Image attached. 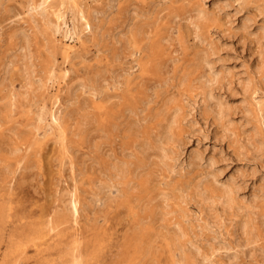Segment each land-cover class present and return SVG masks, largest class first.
<instances>
[{"label":"rangeland","instance_id":"rangeland-1","mask_svg":"<svg viewBox=\"0 0 264 264\" xmlns=\"http://www.w3.org/2000/svg\"><path fill=\"white\" fill-rule=\"evenodd\" d=\"M76 1L52 33L58 0H0V264H43L46 221L71 195L85 241L102 239L94 264H264V0Z\"/></svg>","mask_w":264,"mask_h":264},{"label":"bare ground","instance_id":"bare-ground-1","mask_svg":"<svg viewBox=\"0 0 264 264\" xmlns=\"http://www.w3.org/2000/svg\"><path fill=\"white\" fill-rule=\"evenodd\" d=\"M37 1L38 2H36V4H34V7H39V3L42 0H37ZM63 4L66 5L65 6L66 8H69L70 6H72V7H77L78 6V2L76 0H58V4H57L58 5V8L54 12L53 28L51 27L52 28V33L59 32L60 29H61L60 23H59L58 20L62 16V14H61V7L63 6ZM45 10H46V8H43L41 12H44L45 13L46 12ZM204 10L203 9H197L196 10V14H197L196 16L199 17V18L202 17V16H204L205 15V11ZM78 13H79L78 20L81 21L82 18H83V14H81V10L79 8H78ZM248 20H250V18L248 16H244L243 22L248 21ZM49 23H51V22H49ZM86 23H87V21H81V25L82 26H85ZM245 23H247V22H245ZM261 28H262V26H261ZM139 31H140V29H139ZM73 33H74V31H72L70 34H73ZM263 33H264V31H263ZM70 37L73 38L72 35H70ZM262 37H264V36H262ZM63 45H64L63 46V53L65 54L64 56L69 57L68 55H70V52L73 50V45L72 44H69V43H64ZM210 59H208L205 56V54L204 55H200L199 56V59H198L200 68H203L204 66H208V68L210 69L212 67L211 62L209 61ZM8 61H10V60H8ZM10 62H8V63H10ZM255 66H256L255 68L257 70V73L260 72L264 68V51L261 52L258 55V62H257V64ZM263 71H264V69H263ZM201 75L202 74L199 73V76H197V77H201ZM261 77L264 78V76H261ZM216 78H217L216 76L213 77L212 78L213 81L216 82ZM245 82L246 83H245L244 88L247 87L249 81L248 82L245 81ZM212 90H211V88H208V89H205V91H204V94H203L204 99L203 100L205 101V105H206L205 107H207V108H209V110L213 111L215 113V116H216L217 119H220V120L224 119L225 120L227 118L226 115H228V114H226L227 107L224 105L225 103L223 102V99H221V97H215L214 96L215 94L212 92ZM247 111H249V110L247 109ZM177 112L178 111L176 110V112L173 115L170 114L172 116L170 117V120H169V123H168V126H167L166 137H169V138H172L173 137V128L176 125V123L178 122ZM246 115H247V113H246ZM50 117H51V120H52L55 117V114H53V112H52L50 114ZM40 118H41V114L38 115V119H40ZM38 119H37V121H38ZM218 122H220V121H218ZM226 122L227 121L225 120L223 123L227 126ZM229 131L231 132L230 129H229ZM157 138H158V136H157ZM163 138H165V137H163ZM159 141L160 140H158V142ZM173 142H174V140H173ZM162 143H164V142H162ZM258 145H260V144H258ZM160 147H162V146L160 145ZM160 147H159V149H160ZM15 149H17V148H15ZM167 150H169V149H167ZM160 151H161V149H160ZM162 151H163L162 153H164L165 152V148ZM162 155L164 156V154H162ZM196 159H199V158H196ZM198 161H201V160H198ZM211 161H210V163L213 164V162H211ZM129 164H130V162H129ZM211 167H212V165H211ZM114 171H115L116 176L118 175L120 178H125L126 175L128 174L127 173V171H128L127 170V163L120 162V163L115 164L114 165ZM211 172H208V173L206 172V174L204 175V177H207V176L211 175L212 176V182H215V179H216L215 178V175L212 174ZM223 184H224L223 185L224 186L223 187V193H222V195L220 197L221 198V202L226 207H229L230 208V207H233L234 206V207H236V211L239 210L240 209L239 208V205H235L236 198H237L236 196H238V195H236V190H238L237 189L238 187L234 186L236 183L234 184L232 178L228 177V179L226 181H224ZM195 187H196V185H195ZM198 193H200V195H202L204 199L205 198H206V200L207 199H210V196L208 194H206V190H204V189L199 190ZM251 196H252L251 198H253L251 200H254V198L257 197L255 194H251ZM77 208L78 207H77V204H76V199H75L74 196L71 195L69 197V200H68V205L66 207L62 208L61 210H58L57 212L53 213V215H51L49 217V219L46 221V224H45V230L46 231H45V234L44 235H47V234H49V235H48V237H47V239H46V241L44 243L45 244L44 247H42V248H40L38 250V252L41 253V259H42L41 261H44L43 264H51L50 261H47V260H49L47 258V256L50 255L49 254V251H48V250H50V248L57 249V251H58V258H59L58 261L60 262L58 264H94V262H97V261H95V256L97 255V248H99V244H102V243H100L102 239H100V242H98L97 239L85 241V238L83 237V231L78 230V228H77V226H78V216H79V213H78V209ZM2 219H3V217L0 216V222L2 221ZM0 226H1V223H0ZM250 228H251L250 221L243 218V220H242V222L240 224V229H241L240 232H242V233H247L248 232L250 234V232H251ZM67 229H72L73 231H72V233H70L69 238L65 240V239L62 238L63 237L62 232L65 231V230H67ZM146 230L147 229H145V228L141 229L142 233H145ZM248 236L246 235V237L244 239V245L245 246L248 245L252 241L251 238L248 237ZM239 245L242 246L243 244L242 245L239 244ZM89 246H91V248L88 250V247ZM195 249H193L194 250V254L197 253L195 251ZM43 252H45V254ZM10 253H11V250L10 251L7 250L5 252V254L3 256L4 260L8 256L11 255ZM260 253L261 254L262 253L264 254V252H260ZM234 256L235 255H233V258H234ZM206 258L207 257H203L202 259L204 260ZM92 260H94V262ZM55 264H56V262H55ZM95 264H97V263H95ZM126 264H130V263H126Z\"/></svg>","mask_w":264,"mask_h":264}]
</instances>
